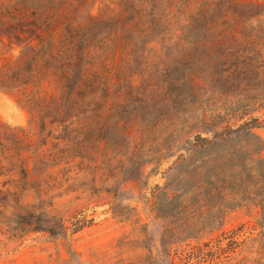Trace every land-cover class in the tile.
<instances>
[{"label": "rangeland", "instance_id": "374dc122", "mask_svg": "<svg viewBox=\"0 0 264 264\" xmlns=\"http://www.w3.org/2000/svg\"><path fill=\"white\" fill-rule=\"evenodd\" d=\"M249 59L258 90L240 118L203 88ZM21 68L46 115L57 79L77 74L72 96L98 103L97 130L66 140L21 92L0 90V264H264V198L211 230L198 218L205 230L173 241L154 199L173 159L134 171L128 161L155 151L179 116H224L219 129L249 123L264 145V0H0V72ZM106 128L137 142L106 144ZM76 144L93 152L66 156Z\"/></svg>", "mask_w": 264, "mask_h": 264}, {"label": "trees", "instance_id": "16d2710c", "mask_svg": "<svg viewBox=\"0 0 264 264\" xmlns=\"http://www.w3.org/2000/svg\"><path fill=\"white\" fill-rule=\"evenodd\" d=\"M31 58L22 52L20 59L27 62L33 60ZM249 61L241 63L240 69L231 70L228 67L221 71L219 77L224 78L223 82L203 88L212 95L210 99L217 97V101L223 100V105L227 104L233 112L242 111L240 118L246 115L245 108L253 100L256 101L254 92L258 90V86L252 84L258 77L257 68L251 59ZM22 69L4 74L0 72V90L21 92L26 96L25 103L40 113L42 125L46 116L52 117L51 123L63 125L66 140L75 141L81 134L88 140L93 138L97 130L95 114L98 103L94 98L85 97L82 92L77 97L72 96L79 81L77 74L70 76L69 73H62L57 79L61 94L59 100H53L54 108L51 110L54 112L46 115V104L43 105L27 92L29 86L35 87L32 71ZM227 122L228 119L220 115H214L209 123L198 116L188 120L179 116L171 132H160L155 137V151L148 150L141 154H134L133 151L128 155L129 168L133 171L142 162L150 160L159 164L173 159L165 173L166 182L162 188L157 187L159 192L154 195L156 211L170 220L172 225L168 229L170 240L194 237L205 230L196 226L198 218L204 217L206 228L211 230L222 223L229 210L263 201L264 160L259 157L264 145L252 133L254 127L249 123H243L236 129L229 126L219 129ZM73 124L78 126L71 128ZM107 129L102 131L106 144L128 147L136 141L121 133L107 135ZM148 133L147 128L141 131L139 141L148 143ZM91 149L76 144L72 149H64V153L71 158L86 157L93 152Z\"/></svg>", "mask_w": 264, "mask_h": 264}]
</instances>
